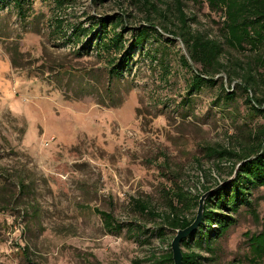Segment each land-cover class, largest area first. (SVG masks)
I'll return each mask as SVG.
<instances>
[{
  "label": "rangeland",
  "instance_id": "rangeland-1",
  "mask_svg": "<svg viewBox=\"0 0 264 264\" xmlns=\"http://www.w3.org/2000/svg\"><path fill=\"white\" fill-rule=\"evenodd\" d=\"M60 1L32 0L23 18L0 7V264H170L178 230L167 217L196 216L192 198L233 176L237 158L223 153L260 136L264 45L230 44L202 0ZM114 32L131 54L120 76L98 45ZM198 35L221 53L214 84L192 89L201 66L185 40ZM249 201L216 210L234 222L212 245L197 236L181 251L198 264H250L264 188Z\"/></svg>",
  "mask_w": 264,
  "mask_h": 264
},
{
  "label": "trees",
  "instance_id": "trees-1",
  "mask_svg": "<svg viewBox=\"0 0 264 264\" xmlns=\"http://www.w3.org/2000/svg\"><path fill=\"white\" fill-rule=\"evenodd\" d=\"M61 2L60 0H57ZM213 11H220L223 19V31L228 42L240 49L243 44H248L252 49H258L264 45V0H202ZM13 3L14 7L18 11L20 18L24 17V5L30 4L32 0H0V7H4L6 3ZM182 22L184 23V17L181 15ZM106 22L101 21L100 27L103 28L104 35L106 33ZM147 28H144L138 32V35L134 36L132 45L140 44L146 35ZM102 42V48L108 54L113 53L115 58H112L111 68L109 75H122L125 67L131 59L130 50L124 49L123 34L113 33L111 38L105 43L101 39L98 45ZM185 43L189 52V59L195 65L201 66V73L196 71L192 79V89L200 88L203 84H214L213 79L209 78L208 69L213 64L217 63L219 54L221 53V47L219 43L211 39H204L202 36H189L185 40ZM97 45V46H98ZM118 57V59H117ZM257 65L264 71V52L258 54ZM248 84V83H247ZM262 105V102H258ZM260 113H264V110H256ZM264 126L260 131V136H257L248 148L243 149L239 154H231L224 152L223 154L229 156H235L237 158V164L239 165L235 176L222 185L220 189L213 194L207 196L203 202L202 219L197 228L186 238H184L180 246L187 244L192 238L199 236L203 238L204 244L208 247L212 245V241L222 235L225 230L233 224L234 220L229 216L217 212L216 210L227 211L235 213L238 211L241 205L247 207L251 206L249 201L250 191L255 189L264 188ZM223 156V155H222ZM233 171L231 172L232 176ZM218 183L214 186L221 185ZM23 182L19 183V187L22 188ZM213 188H206L203 194ZM200 194L192 198V205L198 209L199 199L203 195ZM177 200L181 203L185 197L183 194H177ZM138 207L142 213H148L146 206H143L137 202ZM101 215L103 223L108 230L118 231L119 225L113 223L111 215L104 212H97ZM195 216L188 219L181 217L178 214H173L167 217V224L170 228L181 230L188 227ZM202 234V235H201ZM249 237V233L246 234ZM249 263L257 264L264 262V220L262 223V229L257 234L250 235L249 238ZM182 252V251H181ZM198 255L190 253L185 254L182 252V264H198ZM167 262L173 264L172 253L168 254Z\"/></svg>",
  "mask_w": 264,
  "mask_h": 264
},
{
  "label": "water",
  "instance_id": "water-1",
  "mask_svg": "<svg viewBox=\"0 0 264 264\" xmlns=\"http://www.w3.org/2000/svg\"><path fill=\"white\" fill-rule=\"evenodd\" d=\"M239 165L236 166L234 172H233V176L231 177V179H229L226 182H223L221 185L217 186L216 188H213L207 192H205L199 199V205H198V209L196 212V216L195 219L193 220V222L186 227L185 229H181L177 231L176 236L173 238L172 242H171V253H172V261L173 264H182V252H181V248H180V243L181 241L186 238L187 236H189L199 225V223L201 222L202 219V212H203V202L205 200V198L211 194H213L215 191H217L218 189H220V187H222V185H225L227 182H229L230 180H232V178L235 176L237 169H238Z\"/></svg>",
  "mask_w": 264,
  "mask_h": 264
}]
</instances>
